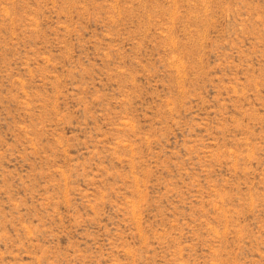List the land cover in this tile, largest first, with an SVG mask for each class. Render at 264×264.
Wrapping results in <instances>:
<instances>
[{
	"label": "rangeland",
	"instance_id": "obj_1",
	"mask_svg": "<svg viewBox=\"0 0 264 264\" xmlns=\"http://www.w3.org/2000/svg\"><path fill=\"white\" fill-rule=\"evenodd\" d=\"M0 264H264V0H0Z\"/></svg>",
	"mask_w": 264,
	"mask_h": 264
}]
</instances>
